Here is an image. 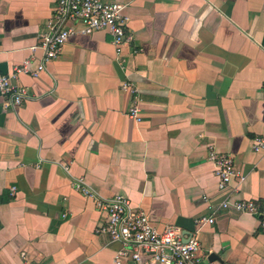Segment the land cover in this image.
I'll return each instance as SVG.
<instances>
[{"label":"crops","instance_id":"crops-1","mask_svg":"<svg viewBox=\"0 0 264 264\" xmlns=\"http://www.w3.org/2000/svg\"><path fill=\"white\" fill-rule=\"evenodd\" d=\"M102 1L125 5L119 53L105 31L74 36L38 77L19 75L20 106L0 95V264H119L120 243L95 232L96 199L118 194L158 231L196 233L200 264H264L259 217L221 206L251 200L264 218V0ZM53 8L0 0V74L41 61ZM211 150L242 178L224 192Z\"/></svg>","mask_w":264,"mask_h":264},{"label":"built area","instance_id":"built-area-1","mask_svg":"<svg viewBox=\"0 0 264 264\" xmlns=\"http://www.w3.org/2000/svg\"><path fill=\"white\" fill-rule=\"evenodd\" d=\"M53 2L54 8L47 20L46 31L38 35V45L35 47L43 52L41 61L35 63L31 58H27L9 74H0V95L5 99V104L12 107L20 106L25 100L27 90L17 83L19 75L38 77L45 71L46 64L57 58L62 47L72 37L90 36L95 32L105 31L112 36L117 53L125 42L132 39L127 34L128 18L123 13L125 5L119 2L102 0H53ZM121 89L132 91L133 86L125 82ZM135 101L128 110V116L139 121L141 117ZM252 150L255 154L264 153V136L254 138ZM209 160L215 167L219 192L226 191L233 179L242 181L230 155L211 150ZM262 178L264 179V171ZM73 188L84 196L94 197L82 179L75 181ZM14 192L15 187H11V193ZM96 204L105 212L106 218L95 228V232L107 235L112 241L120 243L121 249L116 257L119 264L122 260L137 264H200L201 257L197 256L200 244L196 233L186 236L175 226H166L158 231L144 212L133 209L128 198L120 194L104 201L96 199ZM221 206L237 213L258 216L260 228L264 232V218L260 214L259 205L255 202L251 200L229 202L225 199ZM204 222L212 223L213 218L196 219L195 225L198 227ZM20 264L32 263L22 259Z\"/></svg>","mask_w":264,"mask_h":264},{"label":"water","instance_id":"water-1","mask_svg":"<svg viewBox=\"0 0 264 264\" xmlns=\"http://www.w3.org/2000/svg\"><path fill=\"white\" fill-rule=\"evenodd\" d=\"M208 260H209L210 262H213V261L217 260V257H216L215 255L211 254V255H209V257H208Z\"/></svg>","mask_w":264,"mask_h":264}]
</instances>
